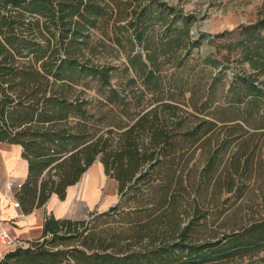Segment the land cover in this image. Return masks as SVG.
Listing matches in <instances>:
<instances>
[{
	"label": "trees",
	"instance_id": "trees-1",
	"mask_svg": "<svg viewBox=\"0 0 264 264\" xmlns=\"http://www.w3.org/2000/svg\"><path fill=\"white\" fill-rule=\"evenodd\" d=\"M181 19L186 28L180 30V36L190 38L188 16L179 6L163 0H0V142L24 147L30 174L16 194L24 209L31 208L36 200L42 206L53 193L65 199L67 187L98 158L106 173L119 182L120 193L133 186L149 185L154 180L148 176L163 164L174 168L170 148L176 127L183 126L184 121L170 123L161 111L173 109V116L180 118V108L160 103L132 124L119 115L114 128L106 129L100 124L101 118L95 119L93 98L74 85L88 77L98 78L111 87L107 100L118 103L125 112L126 96L111 84L114 66L95 61V56L110 46L94 32L114 40L128 60L125 69L138 71L148 88L159 91L161 58L173 61L180 57L181 64L189 55L178 56L174 47V26ZM159 24L162 31L156 29ZM243 34V42L256 43L246 49L245 59L264 68V19L245 27ZM137 46L142 50L136 52ZM247 85L250 95L263 96V87L252 80ZM201 127L199 124L195 130ZM146 163L149 167L145 171ZM159 174L157 187L167 194L181 182L171 173ZM167 202L169 198L164 195L160 205ZM84 224L49 219L45 223L49 237L30 247L8 251L0 264H71V257L76 259L74 264H203L233 258L259 244L264 246V221L205 244L187 243L183 232L170 253L161 246L152 258L90 256L76 248L69 253L45 245L49 238L56 244L81 235L79 226ZM251 264H264V257Z\"/></svg>",
	"mask_w": 264,
	"mask_h": 264
},
{
	"label": "rangeland",
	"instance_id": "rangeland-1",
	"mask_svg": "<svg viewBox=\"0 0 264 264\" xmlns=\"http://www.w3.org/2000/svg\"><path fill=\"white\" fill-rule=\"evenodd\" d=\"M163 1L179 6L191 23L190 38L180 36V30L186 28L183 19L174 26L177 55H189L181 64L180 57L173 61L161 58L159 91L148 88L138 71L125 69L128 60L124 52L100 31L94 33L105 38L110 47L97 54L95 61L114 66L111 84L126 96L125 112L121 105L107 100L111 87L98 78L88 77L74 86L93 98L95 119L101 118L106 129L114 128L120 116L132 124L160 103L180 108V118L173 116V109L161 111L170 123L184 121L176 127L170 148L174 168L167 164L155 168L148 176L154 181L141 188L133 186L126 193H120L119 182L114 183L104 173L102 198L95 205L79 200L71 213L72 221L85 222L79 226L81 235L56 244L49 238L45 245L54 251L70 253L76 248L90 256L152 258L161 246L170 253L183 232L187 243L205 244L264 221V94L250 95L247 85L252 80L264 89V68L245 59L246 49L256 43L242 41L243 29L264 19V0ZM156 29L163 30L161 24ZM137 48L136 52L142 50ZM199 124L202 127L196 131ZM97 161L104 168L101 160ZM143 167L146 171L149 163ZM159 173H171L181 182L167 194L157 187ZM164 195L169 202L161 206ZM32 244L24 241L18 247ZM260 245L233 258L203 264L260 262L264 257V246ZM7 247L9 251L18 248ZM69 262L74 264L76 259L71 257Z\"/></svg>",
	"mask_w": 264,
	"mask_h": 264
},
{
	"label": "crops",
	"instance_id": "crops-1",
	"mask_svg": "<svg viewBox=\"0 0 264 264\" xmlns=\"http://www.w3.org/2000/svg\"><path fill=\"white\" fill-rule=\"evenodd\" d=\"M24 147L18 143L0 142V233L6 230L11 236L34 243L49 237L45 223L49 219L71 220L77 201L95 205L102 198V180L105 168L97 160L84 172L80 179L66 189L65 199L53 193L48 201L38 206L36 200L31 208L24 209L17 192L29 177V161L23 156ZM48 168L44 170L40 182ZM114 183L117 180L109 177ZM111 183V181H110ZM19 205L16 206L15 203ZM9 251L0 238V260Z\"/></svg>",
	"mask_w": 264,
	"mask_h": 264
},
{
	"label": "built area",
	"instance_id": "built-area-1",
	"mask_svg": "<svg viewBox=\"0 0 264 264\" xmlns=\"http://www.w3.org/2000/svg\"><path fill=\"white\" fill-rule=\"evenodd\" d=\"M16 206L19 205L18 202L15 203ZM0 238L3 241V243L9 247H18L19 244H22L24 241L20 238H16L11 236L6 230L2 231L0 233Z\"/></svg>",
	"mask_w": 264,
	"mask_h": 264
},
{
	"label": "water",
	"instance_id": "water-1",
	"mask_svg": "<svg viewBox=\"0 0 264 264\" xmlns=\"http://www.w3.org/2000/svg\"><path fill=\"white\" fill-rule=\"evenodd\" d=\"M97 160H100L99 158Z\"/></svg>",
	"mask_w": 264,
	"mask_h": 264
}]
</instances>
